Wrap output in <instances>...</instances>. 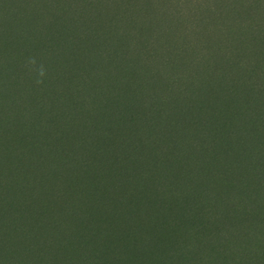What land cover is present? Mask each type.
<instances>
[{
	"label": "trees",
	"instance_id": "trees-1",
	"mask_svg": "<svg viewBox=\"0 0 264 264\" xmlns=\"http://www.w3.org/2000/svg\"><path fill=\"white\" fill-rule=\"evenodd\" d=\"M12 4L0 264H264V0Z\"/></svg>",
	"mask_w": 264,
	"mask_h": 264
},
{
	"label": "rangeland",
	"instance_id": "rangeland-1",
	"mask_svg": "<svg viewBox=\"0 0 264 264\" xmlns=\"http://www.w3.org/2000/svg\"><path fill=\"white\" fill-rule=\"evenodd\" d=\"M13 1L14 0H0V7L2 6V5H7V6H9V8H8V10H11V8H12V3H13ZM36 3H39L41 0H34ZM52 9H57V10H59L61 13H63L64 14V12L66 11V9H64L63 7H61V6H58V7H54V6H52V4L51 3H49L48 4V6H47V9H46V11L44 12V15H43V18H42V20H48L49 18H50V16H49V12L52 14V12L53 13H55V11L54 10H52ZM0 11H1V8H0ZM49 11V12H48ZM62 16V15H61ZM21 21V20H20ZM38 20H35V22H37ZM19 52H20V50H19Z\"/></svg>",
	"mask_w": 264,
	"mask_h": 264
},
{
	"label": "clouds",
	"instance_id": "clouds-1",
	"mask_svg": "<svg viewBox=\"0 0 264 264\" xmlns=\"http://www.w3.org/2000/svg\"><path fill=\"white\" fill-rule=\"evenodd\" d=\"M33 63H34V61H32ZM43 73L41 72V75H42Z\"/></svg>",
	"mask_w": 264,
	"mask_h": 264
}]
</instances>
